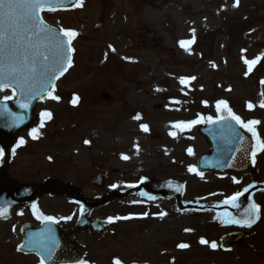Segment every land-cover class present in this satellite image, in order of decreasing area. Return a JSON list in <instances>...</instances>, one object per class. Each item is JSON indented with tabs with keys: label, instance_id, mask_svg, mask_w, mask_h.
<instances>
[{
	"label": "rangeland",
	"instance_id": "374dc122",
	"mask_svg": "<svg viewBox=\"0 0 264 264\" xmlns=\"http://www.w3.org/2000/svg\"><path fill=\"white\" fill-rule=\"evenodd\" d=\"M235 2L83 0L81 7L69 12L43 14L49 26L79 33L73 41V66L57 82L53 94L60 99L38 104L37 115L47 111L52 118L40 128V116L36 127L42 139L13 158L10 176L33 184L59 178L86 198L129 188L144 177L172 179L187 186L185 200L200 196L194 200L210 203L205 195L225 190V182L211 176L197 179L189 169L208 152L198 128L206 126L207 117L214 120L226 112L221 106L218 113L217 103L225 101L245 123L259 121L254 128L264 140V107L260 106L264 59L251 72L244 63V59L264 57V0H239L234 7ZM95 25L101 28L95 30ZM193 30L195 39L186 51L179 42L193 40ZM181 78L186 80L183 85ZM5 96L11 93H0L1 99ZM73 96L79 97L75 105ZM136 115L141 119L135 120ZM201 117L200 123L173 127ZM142 124L148 126L147 132ZM257 156L264 158V152ZM101 175L108 178L101 188L90 184ZM39 202L40 214L58 219L71 214L74 223L77 211L70 201ZM145 203L132 195L94 210L93 217L111 218L115 227L102 239L79 238L88 249L90 264H114L116 259L121 264H177L181 256L177 251H170L171 261H166V245L180 240V224L149 221ZM159 206L157 210H171V203ZM35 215L17 208L11 220L0 223V264H38L35 257L15 253L21 240L19 228ZM238 264H264V260Z\"/></svg>",
	"mask_w": 264,
	"mask_h": 264
},
{
	"label": "snow or ice",
	"instance_id": "6c2138e0",
	"mask_svg": "<svg viewBox=\"0 0 264 264\" xmlns=\"http://www.w3.org/2000/svg\"><path fill=\"white\" fill-rule=\"evenodd\" d=\"M72 3L74 7H81L83 0H0V92L7 89L13 90V95L5 96L4 103L12 100L19 92V95L25 100L24 103L20 104L21 108H28V101L35 98L38 94L41 96H47L51 100L58 101L60 98L53 93L56 91L55 81L67 72L69 68L73 66V54L75 48L73 47V41L79 35L78 32L72 29H65L63 27L58 30H54L48 24H46L43 16L41 15L45 11L55 12L58 10H65V5ZM239 0H236L234 7L238 6ZM195 30H193V40L180 41V46L186 51L189 50L190 45L194 42ZM112 47L111 45L109 46ZM114 52L115 49L112 48ZM264 57H257L255 60L244 59V63L248 66V71L251 72L252 67ZM191 79H195L192 77ZM180 83L183 85L186 83L184 78H181ZM264 84V81H261ZM159 90V89H158ZM264 96V92L261 93ZM79 100L78 96H73L72 103L75 105ZM179 103V101H175ZM221 106L227 112V116L219 115L217 120H213L211 116L207 117L208 123H219L224 120H234L240 127L250 132L253 138L257 141L256 151H253V163L255 162V155L257 151L264 152V140L259 138L254 125L258 124L259 121H248L245 123L241 118L228 108L225 101H219L217 103V112L220 113ZM261 107H264V101L261 102ZM252 105L249 104V108ZM41 122L40 128L44 127L45 119L50 120L52 114L50 112H42L40 114ZM17 120H21L22 117H16ZM135 120H140L141 117L136 115ZM204 118L200 120L191 121L188 124L180 122L173 125L176 128H185L189 125L200 123ZM141 128L143 131H148V126L142 124ZM39 129L33 128L29 135L32 139L39 138ZM174 135V133H170ZM243 138L241 137V140ZM25 141L21 139L17 144V147L23 145ZM85 144L90 143L85 140ZM238 150V149H237ZM189 154L192 150L189 149ZM16 149H12V154L15 155ZM5 156V150L0 148V159ZM122 159H128L127 156H123ZM229 167L231 165H228ZM194 171V169H189ZM131 187V185H130ZM248 190L244 192H237L233 196L229 197L224 201L225 204H230L232 207L239 208L238 201ZM34 214L37 219L44 223L54 224L58 221L51 216H44L36 210V206L33 205ZM261 208L254 202H250L248 206L241 213L240 218L231 216L225 213L228 217V222L236 224L241 227L251 228L256 221L260 219ZM6 215L3 209H0V217ZM166 215V214H162ZM130 217H116L115 219H129ZM111 218L109 223H111ZM190 231V230H186ZM48 233H51V229H48ZM34 246L44 250L47 255L51 256L55 247L54 238L50 235L46 238L36 240ZM201 244H209L208 241L201 239ZM211 248L215 250L217 244L212 242ZM179 248H188L187 244H179ZM24 248L21 245L17 250L20 251ZM40 264H44L42 259ZM76 264H85V261L78 260ZM114 264H121L119 259L114 260Z\"/></svg>",
	"mask_w": 264,
	"mask_h": 264
},
{
	"label": "water",
	"instance_id": "95a60500",
	"mask_svg": "<svg viewBox=\"0 0 264 264\" xmlns=\"http://www.w3.org/2000/svg\"><path fill=\"white\" fill-rule=\"evenodd\" d=\"M72 3H67L65 9H71ZM52 28V27H51ZM99 26H96L98 29ZM55 30V29H54ZM62 77V76H61ZM60 77V78H61ZM55 83V82H54ZM12 90V89H11ZM13 91V90H12ZM47 96L37 95L35 98L28 101L29 107L24 109L20 107L21 103L25 100L16 92L15 97L6 104L4 101H0V147L5 150L6 156L8 149L13 145L17 134L25 129L30 128L33 123L37 122V116L34 115L36 103L43 100ZM15 109V111L13 110ZM16 117H22L21 120H17ZM232 120H224L219 123H211L205 129H200V133L205 138L210 147L208 155H203L197 160V172L212 171L218 175H226L228 169L233 175L244 173L245 171L232 170L236 164L230 163V167L223 162L251 160L250 159V143L244 137L243 133L237 128ZM241 137L243 138L241 140ZM238 149V150H237ZM5 158V165L7 164ZM241 167H244V163H241ZM5 166L0 169V209L6 212V215L0 217V221H5L11 218L12 209L17 205H29L41 195H58L64 194L70 196L72 199L81 202L83 208L81 209V215L78 219L76 228L82 233H97L102 234L106 231L110 225L101 221H89V215L94 208L102 207L103 205L113 202L115 198H123L131 192H138L143 198H160V197H176L171 191L176 186L170 181L164 183L144 180L140 185L136 186L133 190H127L123 194L119 191L106 194L102 198H95L86 200L79 197L78 191L72 185H66L59 180L47 179L40 185L31 186H19L17 182L7 178ZM106 178L104 176L94 177L91 181L92 184L101 187ZM178 189L181 187L178 185ZM181 192V191H180ZM48 224H42L35 228L29 224L21 229V235L23 241L17 246V249L24 245V248L20 251L24 254H34L39 257L40 260H44V264H76L78 260H83L84 248L80 247L71 238L68 240L62 230L55 227H49ZM48 229H51V233H48ZM54 238L55 247L52 255L49 256L37 246H34V242L39 239L46 238L47 236Z\"/></svg>",
	"mask_w": 264,
	"mask_h": 264
},
{
	"label": "flooded vegetation",
	"instance_id": "af4514ba",
	"mask_svg": "<svg viewBox=\"0 0 264 264\" xmlns=\"http://www.w3.org/2000/svg\"><path fill=\"white\" fill-rule=\"evenodd\" d=\"M20 140L21 138L18 139V143ZM23 140L29 146L37 145L40 141L38 139L34 140L32 137L23 138ZM251 171V173L242 176L238 180H235L232 177H225V190L220 192H209V194H206L205 196L210 200V203L202 204L208 209L200 213L192 210L186 211L187 207L185 206L188 203L192 205H199L200 203H203L200 200H194L195 197L199 199L200 196H194L193 199L188 198L185 200L184 195L182 202L178 206L174 200H156L154 203L148 202L146 204L148 208L147 217L149 221L157 223L158 221L164 222L168 220L171 222L172 220H176V222L180 224V240L168 241L166 245L167 250H169L167 253V262L171 261L172 258L170 251H177L181 255L180 259L175 260L177 264H238L239 262L245 261L264 260V189L254 190L249 197H244L241 201L243 210L250 202L256 203L261 208L260 219L256 221L251 228L241 227L236 224L223 223V209L220 212L217 210L221 209L225 205L224 201L233 196L235 193L244 192L245 189L248 190L249 188H252V186L264 185V158L255 159ZM42 199L58 200L64 199V197H43L39 201ZM160 203H171L170 212L163 209L157 210L160 207ZM73 204L75 209L78 211L80 206L77 203ZM175 217L178 219H174ZM92 218L98 219L97 217ZM55 219L58 221L57 224L66 230V234L69 237H75L79 244H83L79 239L82 236H95L102 239L113 231L112 228L109 233L104 234L103 236L93 234L89 235L85 233L80 234L74 229V224L73 226L70 225L69 214L59 218V220L57 218ZM135 220L139 221L140 219L136 218ZM40 221L41 220L36 217L33 223L38 225ZM238 235L243 237L241 242H237L236 237ZM201 239L208 241L209 244H201ZM212 242L217 244V248L215 250H213L210 246ZM181 243L187 244L189 247L181 249L178 247Z\"/></svg>",
	"mask_w": 264,
	"mask_h": 264
}]
</instances>
